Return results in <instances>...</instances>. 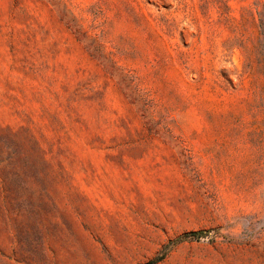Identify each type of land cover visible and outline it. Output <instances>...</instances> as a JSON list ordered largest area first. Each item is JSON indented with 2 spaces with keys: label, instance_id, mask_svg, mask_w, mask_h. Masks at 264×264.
Instances as JSON below:
<instances>
[{
  "label": "rangeland",
  "instance_id": "374dc122",
  "mask_svg": "<svg viewBox=\"0 0 264 264\" xmlns=\"http://www.w3.org/2000/svg\"><path fill=\"white\" fill-rule=\"evenodd\" d=\"M263 30L264 0H0V264H264Z\"/></svg>",
  "mask_w": 264,
  "mask_h": 264
},
{
  "label": "trees",
  "instance_id": "16d2710c",
  "mask_svg": "<svg viewBox=\"0 0 264 264\" xmlns=\"http://www.w3.org/2000/svg\"><path fill=\"white\" fill-rule=\"evenodd\" d=\"M262 36H263V47H264V30L262 31ZM263 65H264V51H263ZM211 231L210 230H198V231H191V232H187L183 235H181L180 237L176 238L174 241H172L169 245H175L177 243L183 242V241H187V240H200L204 237H206L207 235H209ZM168 250L166 249V251L160 255L159 257H156L155 259L145 263V264H156L160 261H162L166 255L168 254Z\"/></svg>",
  "mask_w": 264,
  "mask_h": 264
}]
</instances>
